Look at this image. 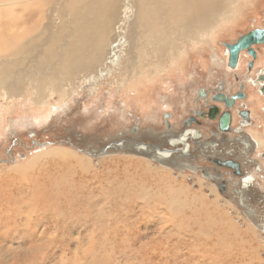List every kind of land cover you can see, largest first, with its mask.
I'll list each match as a JSON object with an SVG mask.
<instances>
[{
	"label": "rangeland",
	"instance_id": "obj_1",
	"mask_svg": "<svg viewBox=\"0 0 264 264\" xmlns=\"http://www.w3.org/2000/svg\"><path fill=\"white\" fill-rule=\"evenodd\" d=\"M123 2L134 14V1ZM237 9L137 90L106 78L50 93L43 104L34 90L0 94V264H264L259 224L190 172L188 157L156 159L128 143L168 148L163 114L185 118L195 90L227 80L222 43L264 26V0ZM50 15L53 29L69 20ZM3 25L6 34L9 20Z\"/></svg>",
	"mask_w": 264,
	"mask_h": 264
},
{
	"label": "bare ground",
	"instance_id": "obj_2",
	"mask_svg": "<svg viewBox=\"0 0 264 264\" xmlns=\"http://www.w3.org/2000/svg\"><path fill=\"white\" fill-rule=\"evenodd\" d=\"M59 1L50 9L52 0H0V73L7 80L0 84L9 88L0 94L5 97L34 90L35 103L43 104L50 93L83 82L100 85L106 78L137 90L234 19L243 0H133V16L120 0H65L56 9ZM51 10L69 20L51 28ZM7 20L11 30L3 34ZM256 132L253 142L264 149V136Z\"/></svg>",
	"mask_w": 264,
	"mask_h": 264
},
{
	"label": "flooded vegetation",
	"instance_id": "obj_3",
	"mask_svg": "<svg viewBox=\"0 0 264 264\" xmlns=\"http://www.w3.org/2000/svg\"><path fill=\"white\" fill-rule=\"evenodd\" d=\"M262 28L264 26L260 29ZM222 48L224 47L222 46ZM263 48L264 44L252 46L256 54L255 59L248 56L245 51L240 53L237 65L233 70L227 66V51L224 48L226 61L223 69L227 80L221 78L222 80H215V83L209 87L195 90L189 106L190 113L185 118L178 117L176 119L178 128L175 129L179 132L182 129L185 131L181 139H187L189 145L186 156L189 159V171L199 176L202 171H206L215 177L218 172H221V178L227 185V193L224 196L228 199H235L239 204V194L233 192L235 190L242 192L243 202L252 210V212L247 210L248 215L253 218L256 224H259L260 229L264 227V190L260 189V185L264 184V181L259 180V176L256 174V168L258 166L260 169L261 164L259 165L253 159L255 156L253 152L260 149L253 142L251 134L252 131H257L258 134L264 132V90H261L264 83L260 80L261 77H264V56H260ZM243 58H247V60L243 62ZM238 73L242 74L238 75ZM239 93L243 94V99H238L235 105L240 108V112H248V121L242 120L238 127L230 125L225 134V140L222 142L218 138L210 137L214 125L209 119V108L211 106H216L221 110L223 108V106L211 102V99L219 94L230 97ZM176 120L173 119V113H170V123L173 121L176 124ZM187 122L189 125H186ZM260 155L258 159L264 161V149L260 151ZM217 160L236 162L239 165L241 176L231 177V181H228L229 174H233V172L219 167L215 163ZM260 170L264 171V168ZM245 211L243 209V214Z\"/></svg>",
	"mask_w": 264,
	"mask_h": 264
},
{
	"label": "water",
	"instance_id": "obj_4",
	"mask_svg": "<svg viewBox=\"0 0 264 264\" xmlns=\"http://www.w3.org/2000/svg\"><path fill=\"white\" fill-rule=\"evenodd\" d=\"M262 44H264V28L253 29L239 36L237 40L232 44L223 43L222 46L227 51L228 68L231 70L235 69L238 59H239V55L240 53L244 51L252 59H255L256 54H255V51L252 49V46L262 45ZM260 80L264 83V77H261ZM261 90H264V85ZM238 99H243V94L239 93L236 96H230V97H227L225 94H219L215 96L213 99H211V102L217 103L223 106V108L222 110L216 106H211L209 108V113H208L210 114L209 119L212 120L213 125H214L213 130L210 132V137L218 138L219 141L222 142L225 140V134L228 132V128L230 125H236L238 127L240 126V123L242 120L248 121V117H247L248 112H245V111L240 112V108L235 105V102L238 101ZM169 119H170L169 113L163 114L164 128L166 129V134L165 136H163V138L166 139V143H165V139H164V143L169 149L161 148L155 145H149L144 142L134 143V142L129 141L128 143L135 151L153 154V156L156 159H169L174 154H182L184 156H187L188 147H189L187 143V139L185 140L181 139L184 136L185 131H183L184 129H182L180 132L178 130L175 131L174 128L170 125ZM186 125H189V123L187 122ZM184 127H185V124H184ZM135 131L136 129L134 128L133 132ZM182 131L183 133L180 134ZM198 136L199 134L197 135V137ZM124 142L126 141H121L117 145L120 146ZM106 149H104L98 155H94V154H88V155L92 157H100V156H103V154L106 152ZM215 163L219 167H222L226 170L233 172V174L231 173L229 174L230 176L227 178L228 181H231V177L236 178V177L241 176V173L239 171V165L236 162H233L231 160H228L226 162H221L217 160ZM260 169L257 166L256 174L259 177L263 176V178L262 179L259 178V180L264 181V171ZM201 174L203 177L207 178V180H210L216 186L220 194L225 195L227 193V185H226V182L222 180L221 178V172H218L216 177L212 174H208L206 171H202ZM233 193L239 194L240 206L243 209L248 210L249 212H252V210H250L248 206L243 202L242 196H241L242 192L235 190ZM261 231L264 233V227L261 229Z\"/></svg>",
	"mask_w": 264,
	"mask_h": 264
},
{
	"label": "crops",
	"instance_id": "obj_5",
	"mask_svg": "<svg viewBox=\"0 0 264 264\" xmlns=\"http://www.w3.org/2000/svg\"><path fill=\"white\" fill-rule=\"evenodd\" d=\"M256 134V133H255ZM257 135V134H256ZM258 137H259V134L257 135ZM260 151H263V149H260V150H258L257 151V155H255L254 157H253V159L256 161V162H258V164L260 165L261 164V168H264V161H260L259 159H258V157H260L261 155H260ZM260 179H262L263 178V176H260L259 177ZM256 179H258V177H256ZM260 189L262 190H264V184H261L260 185Z\"/></svg>",
	"mask_w": 264,
	"mask_h": 264
}]
</instances>
